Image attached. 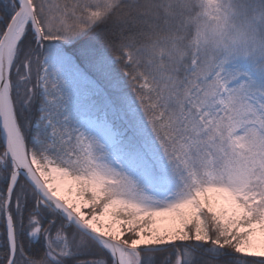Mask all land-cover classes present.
Segmentation results:
<instances>
[{"label": "snow or ice", "instance_id": "snow-or-ice-1", "mask_svg": "<svg viewBox=\"0 0 264 264\" xmlns=\"http://www.w3.org/2000/svg\"><path fill=\"white\" fill-rule=\"evenodd\" d=\"M0 264H264V0H0Z\"/></svg>", "mask_w": 264, "mask_h": 264}]
</instances>
